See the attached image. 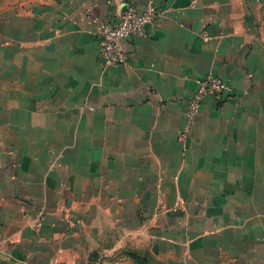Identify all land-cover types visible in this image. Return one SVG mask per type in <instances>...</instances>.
Returning <instances> with one entry per match:
<instances>
[{
    "label": "crops",
    "instance_id": "0c3cea01",
    "mask_svg": "<svg viewBox=\"0 0 264 264\" xmlns=\"http://www.w3.org/2000/svg\"><path fill=\"white\" fill-rule=\"evenodd\" d=\"M150 1L157 19L105 68L101 24ZM207 75L232 94L206 97L184 142ZM126 242L166 264H264V0L0 14V264H86Z\"/></svg>",
    "mask_w": 264,
    "mask_h": 264
},
{
    "label": "built area",
    "instance_id": "2783aa9c",
    "mask_svg": "<svg viewBox=\"0 0 264 264\" xmlns=\"http://www.w3.org/2000/svg\"><path fill=\"white\" fill-rule=\"evenodd\" d=\"M158 16L159 12L153 1L148 2L142 8L130 3L127 8L109 16L98 31L103 66L108 68L126 64L128 56L122 44L123 40L145 34L146 26L154 22ZM198 83L197 90L187 101L186 121L180 134L184 142L190 138L194 121L204 99L208 96L223 97L226 95L229 97L232 94L231 86L218 76L207 75L199 79Z\"/></svg>",
    "mask_w": 264,
    "mask_h": 264
},
{
    "label": "rangeland",
    "instance_id": "374dc122",
    "mask_svg": "<svg viewBox=\"0 0 264 264\" xmlns=\"http://www.w3.org/2000/svg\"><path fill=\"white\" fill-rule=\"evenodd\" d=\"M28 0H0V14L9 9H14L18 5ZM130 251L140 252L138 258L133 257ZM86 264H166L149 249L130 246L124 243L120 248L104 251L102 255L94 256Z\"/></svg>",
    "mask_w": 264,
    "mask_h": 264
},
{
    "label": "trees",
    "instance_id": "16d2710c",
    "mask_svg": "<svg viewBox=\"0 0 264 264\" xmlns=\"http://www.w3.org/2000/svg\"><path fill=\"white\" fill-rule=\"evenodd\" d=\"M130 252L133 253V257H134V258H138V254H140V252H137V251H130ZM98 254H99V256L101 255L100 253L95 252V253L90 257V259L94 258V256H95V257L98 256Z\"/></svg>",
    "mask_w": 264,
    "mask_h": 264
},
{
    "label": "water",
    "instance_id": "95a60500",
    "mask_svg": "<svg viewBox=\"0 0 264 264\" xmlns=\"http://www.w3.org/2000/svg\"><path fill=\"white\" fill-rule=\"evenodd\" d=\"M127 7H128V5L125 6V8H127ZM125 8H124V9H125Z\"/></svg>",
    "mask_w": 264,
    "mask_h": 264
}]
</instances>
